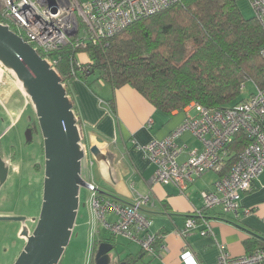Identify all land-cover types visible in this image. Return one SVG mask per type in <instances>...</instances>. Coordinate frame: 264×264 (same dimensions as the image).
Instances as JSON below:
<instances>
[{"label": "built area", "instance_id": "2783aa9c", "mask_svg": "<svg viewBox=\"0 0 264 264\" xmlns=\"http://www.w3.org/2000/svg\"><path fill=\"white\" fill-rule=\"evenodd\" d=\"M180 0H3L0 19L31 44L56 68L54 54L68 44L81 45L85 38L109 37L134 20L153 14ZM254 14L264 29V0H249ZM264 60V45L262 48ZM1 65V64H0ZM81 71L89 66L77 64ZM2 66V65H1ZM257 88V87H256ZM241 89H245L242 84ZM187 115L169 135L141 145L146 160L155 165L154 180L174 184L181 192L203 175L214 171L219 177L212 189L200 196L208 209L219 208L222 214L239 217L254 213V208H241L242 195L252 191L264 170V89L251 93L240 103L224 109H208L191 102L184 107ZM190 110L195 114H190ZM152 122H149L150 126ZM242 131L250 141L239 152L236 161L228 165L226 147ZM190 135L195 144L182 141ZM92 184V183H91ZM92 191L96 190L94 184ZM149 197L142 195L132 203L117 202L112 197L96 195L93 209L105 230L139 243L148 253H155L156 236L151 233L150 218L142 206ZM113 214L109 220L106 214ZM187 218L184 233L203 225L202 233L211 228L204 214L197 211ZM264 223V216H262ZM214 264H259L264 260V248L239 257L230 255L223 247ZM181 264H201L191 250L185 249Z\"/></svg>", "mask_w": 264, "mask_h": 264}, {"label": "trees", "instance_id": "16d2710c", "mask_svg": "<svg viewBox=\"0 0 264 264\" xmlns=\"http://www.w3.org/2000/svg\"><path fill=\"white\" fill-rule=\"evenodd\" d=\"M263 45L261 22L255 14L245 16L238 0H180L134 20L112 36L86 37L82 45L71 43L54 54L67 87L75 78L91 84L93 76L113 90L130 85L155 108L172 114L191 102L208 109L232 107L245 99L241 86L249 81L264 89ZM78 63L89 69L81 71ZM107 101L114 107L113 98ZM75 111L79 117L76 105ZM79 125L82 130L80 118ZM249 141L246 133L236 134L226 147L228 165ZM12 157L16 160L14 151ZM104 194L100 196L125 202ZM155 236L153 246L158 251L162 234ZM94 242L90 264H95L102 241L96 236ZM245 244L250 253L263 249L264 237L253 234Z\"/></svg>", "mask_w": 264, "mask_h": 264}, {"label": "crops", "instance_id": "0c3cea01", "mask_svg": "<svg viewBox=\"0 0 264 264\" xmlns=\"http://www.w3.org/2000/svg\"><path fill=\"white\" fill-rule=\"evenodd\" d=\"M2 4L3 0H0V10ZM97 85L98 89L93 88L91 84L80 78L73 79L68 85L82 124L83 142L85 144L87 140L91 145L97 144L111 154L108 176H104L101 172L110 195L117 196L126 203H132L142 195L149 197L147 203L142 206V210L150 218V232L162 234V239L159 250L148 253L139 243L133 241L139 246L137 245L134 249L128 245L118 248V235L112 236L105 232L107 230L104 232L99 229L93 230L90 262L95 253L96 236L100 238V241L114 246L111 255L115 264L120 262L123 264L128 262L181 264V255L185 249L191 250L201 264H214L220 256L222 247L235 257L250 253L245 241L252 238L253 234L264 237L262 221L264 186L260 188L262 184L259 178L254 183L252 191L248 192L250 195L246 193L241 198V208H254V213L240 214L239 217L233 214L224 215L219 208V210L205 208L200 192L204 189H212L218 175L208 180L207 173L198 178L184 192H181L174 184L157 183L154 180L155 165L146 160L140 146L153 139H161L169 135L182 123L187 111L183 109L169 114L157 109L130 85H124L115 90L103 81H97ZM109 98L114 99V107L108 103ZM32 111L34 113V110ZM189 113L195 114V111L190 110ZM149 122H152L150 126H148ZM2 123L3 119L0 118V125ZM2 135H0V141L3 138ZM182 141L189 144L196 143L188 134ZM11 153L13 154V151ZM14 156L16 157L15 153ZM12 169L11 164L10 175ZM33 189L36 190V181L33 183ZM37 191L38 211L33 216H38L41 208L42 183L40 180L37 183ZM255 191L257 193L260 191V197L263 195L261 201L256 202V199L252 197L251 193ZM3 200L7 202L8 196H5ZM197 211H202L211 230L203 234L204 226L199 225L189 233H184L187 217L194 215ZM0 215L8 214L1 211ZM28 223L31 228L34 226L31 221ZM20 226H13V231L17 235ZM17 235L19 241L25 243V240ZM259 264H264V260Z\"/></svg>", "mask_w": 264, "mask_h": 264}, {"label": "water", "instance_id": "95a60500", "mask_svg": "<svg viewBox=\"0 0 264 264\" xmlns=\"http://www.w3.org/2000/svg\"><path fill=\"white\" fill-rule=\"evenodd\" d=\"M0 64L16 78L30 100L44 155L42 202L38 216L0 215V220L21 223L18 236L25 243L13 264H60L78 218L81 189L93 188L82 174L86 147L79 117L57 69L9 24L1 21ZM25 140L27 143L33 140L30 127L25 131ZM89 152L107 177L111 154L97 144L90 145ZM12 156V153L6 156L0 146V189L10 175ZM27 220L35 226L31 228ZM113 247L108 242H101L95 264H112Z\"/></svg>", "mask_w": 264, "mask_h": 264}, {"label": "rangeland", "instance_id": "374dc122", "mask_svg": "<svg viewBox=\"0 0 264 264\" xmlns=\"http://www.w3.org/2000/svg\"><path fill=\"white\" fill-rule=\"evenodd\" d=\"M238 5L245 16L250 17L254 14L249 0H238ZM94 78V76L90 77L91 85L93 88L98 89L97 81ZM256 90L255 84L249 81L245 84L242 96L246 98ZM32 110L30 100L20 89L16 78L0 65V118L3 119V123L0 125V135L3 134L0 146H2V152L6 156L9 157L12 151L16 154V160L11 163L12 174L9 175L7 181L0 189V209L4 214L26 216L27 218L28 216L34 217L33 215L38 211L37 183L40 180L43 188L44 176L41 135L34 134L33 140L28 143L25 140V131L28 123H37L36 116ZM90 145L86 140V157L83 160L82 174L90 184L95 185L96 190L81 189L78 218L70 244L60 264H90L93 240L91 233L97 229L101 232L105 231L102 221L97 217L93 209L92 200L100 192L105 194L110 192L107 190L108 188L102 177L100 163L89 152ZM104 151L107 152L106 150ZM216 177L217 174L214 171L206 175L208 180ZM34 181H36V190L33 189ZM259 182L262 184L260 187L262 188L264 186V170L259 176ZM251 195L256 199V202L261 201L260 199L263 196L260 197V191L259 193L255 191ZM5 196H8L7 202L3 200ZM241 214L244 215V210L241 211ZM106 215L109 220L115 219L113 214L108 213ZM20 225L21 223L18 221L0 220V264H13L21 251L24 243L19 241L16 237L17 234L13 231V226L17 227ZM127 245L134 249L138 244L130 242L122 235H118V248H123Z\"/></svg>", "mask_w": 264, "mask_h": 264}, {"label": "flooded vegetation", "instance_id": "af4514ba", "mask_svg": "<svg viewBox=\"0 0 264 264\" xmlns=\"http://www.w3.org/2000/svg\"><path fill=\"white\" fill-rule=\"evenodd\" d=\"M29 127L32 128V130H33V135H34V134H39L38 132H36V129H37V128H36V124H35V122H29L28 125H27V128H29ZM27 128H26V129H27Z\"/></svg>", "mask_w": 264, "mask_h": 264}, {"label": "bare ground", "instance_id": "6f19581e", "mask_svg": "<svg viewBox=\"0 0 264 264\" xmlns=\"http://www.w3.org/2000/svg\"><path fill=\"white\" fill-rule=\"evenodd\" d=\"M0 21L3 22L2 19H0Z\"/></svg>", "mask_w": 264, "mask_h": 264}]
</instances>
